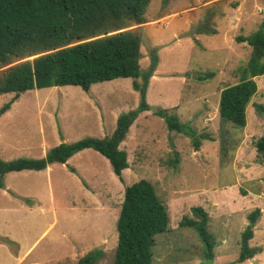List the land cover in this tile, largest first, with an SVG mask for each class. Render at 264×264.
Segmentation results:
<instances>
[{
  "label": "rangeland",
  "instance_id": "374dc122",
  "mask_svg": "<svg viewBox=\"0 0 264 264\" xmlns=\"http://www.w3.org/2000/svg\"><path fill=\"white\" fill-rule=\"evenodd\" d=\"M208 14L216 35L195 31ZM147 20L130 27L145 34L141 69L149 66L154 47L159 48L160 63L147 94L150 109L139 115L121 144L130 163L124 182L93 149L51 166V172L7 174L4 188L10 185L9 195L0 190V207H7L0 210V264H78L95 248L104 254L98 264H114L125 189L141 179L155 185L171 216L170 232L156 236L153 264L233 263L248 215L256 208L262 215L250 245L262 251L238 264H264V162L254 146L264 136V117L255 110L256 104H264V75L255 78L258 92L248 106L244 129L234 126L224 134L218 112L221 91L239 82L252 53V46L237 38L259 30L264 0H152ZM209 72H214L212 78L197 80ZM132 82L125 78L98 83L89 92L75 86L28 91L13 105L29 113L17 120L35 122L22 124L15 133L39 131V119L47 130L56 126L67 143L111 135L118 116L139 105ZM13 96L1 95L0 108ZM161 108L212 138L202 140L196 151L192 137L168 130L155 114ZM0 137L5 161L44 158L39 134H34L33 147L19 144V139L10 146L7 135ZM176 153L180 161L173 164ZM195 206L208 213V229L217 240L213 260L206 259L194 228L179 227L183 216L192 217Z\"/></svg>",
  "mask_w": 264,
  "mask_h": 264
},
{
  "label": "trees",
  "instance_id": "16d2710c",
  "mask_svg": "<svg viewBox=\"0 0 264 264\" xmlns=\"http://www.w3.org/2000/svg\"><path fill=\"white\" fill-rule=\"evenodd\" d=\"M151 1L0 0V96L14 94L0 108V117L22 94L35 89L75 86L89 92L95 84L131 78L133 89L139 93V105L118 116L111 135L62 142L39 159L20 157L5 161L0 156V189L4 188V178L9 173L43 171L54 164H66L87 149L103 155L114 174L124 182L123 172L130 168V163L121 144L139 115L150 109L147 94L160 63L159 48L154 47L149 53V66L142 71L141 49L145 34L140 28H130L133 21L147 23ZM195 31L216 35L213 16L208 14ZM237 40L248 42L252 53L247 66L241 70L239 82L221 91L218 112L224 134L230 133L231 127L244 129L247 126V109L258 92L255 78L264 75V21L257 32L248 37L239 36ZM31 57L35 58L31 60ZM213 76L214 72L200 74L197 80L204 82ZM255 110L264 117V104H256ZM155 114L164 119L169 131L192 137L196 151L200 150L202 140L212 138L197 134L167 109H158ZM254 146L260 161L264 162V136L259 137ZM179 161L176 153L173 164ZM191 212L192 217L183 216L179 227L194 228L204 243L206 259L213 260L217 240L208 229V213L200 206L192 207ZM261 215L260 208L248 215L239 257L231 264L244 263L262 251L250 245ZM170 223L169 208L151 181L141 179L126 187L117 221L114 264H153L156 236L169 233ZM5 241L10 240L5 238ZM103 255L102 249L95 248L78 264H98Z\"/></svg>",
  "mask_w": 264,
  "mask_h": 264
},
{
  "label": "crops",
  "instance_id": "0c3cea01",
  "mask_svg": "<svg viewBox=\"0 0 264 264\" xmlns=\"http://www.w3.org/2000/svg\"><path fill=\"white\" fill-rule=\"evenodd\" d=\"M22 114L24 116H27L29 114L27 108H14V105H13L9 111H7L3 116L0 117V133L2 135L4 134L5 136L6 135L8 136L7 139H8L10 146L18 144V142H16V141L19 139L20 140L19 144H26L28 146L33 147V145H35V142H36L34 139V134H37V135L39 134V137L41 140V148H42V152H43V157H45L47 155L48 150L52 148V147H49V145H51L50 142H55L54 143L55 145H52L53 147L58 146L62 142H65L64 139H61L60 133H59L58 129L56 128V126L52 129L49 128L47 130V129H45L46 127L44 126L43 122L40 121L39 119H38V124L40 125L39 131L34 132V130H31V133H30V131L27 130L25 132L22 131V132L15 133L17 128L20 127L22 124H24V123L34 124V122H35V120H24V121L17 120L22 116ZM49 125H51V124L49 123ZM1 129H3V130L1 131ZM1 134H0V136H1ZM48 134H50V136H48ZM54 165H56V164H54ZM54 165H51V166H54ZM51 166H49L45 170L47 172H51L52 171ZM125 171L123 172V175H124ZM24 172H26V171L16 172V173H24ZM6 188L0 189V190H2L4 194L9 195V193L7 191H10V185H7ZM180 198H181V200H184L183 197H180ZM180 198H177V199H180ZM181 200L177 201V203L180 202ZM184 201H186V200H184ZM177 203H175V206L177 205ZM52 205H53V207L56 206V203L54 200L52 201ZM0 210L6 211L7 207H0ZM16 259L18 260V262L21 260L19 256H17Z\"/></svg>",
  "mask_w": 264,
  "mask_h": 264
},
{
  "label": "water",
  "instance_id": "95a60500",
  "mask_svg": "<svg viewBox=\"0 0 264 264\" xmlns=\"http://www.w3.org/2000/svg\"><path fill=\"white\" fill-rule=\"evenodd\" d=\"M133 24L138 25L135 21H133ZM37 57V56H36ZM35 58V57H34Z\"/></svg>",
  "mask_w": 264,
  "mask_h": 264
}]
</instances>
